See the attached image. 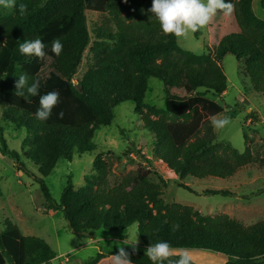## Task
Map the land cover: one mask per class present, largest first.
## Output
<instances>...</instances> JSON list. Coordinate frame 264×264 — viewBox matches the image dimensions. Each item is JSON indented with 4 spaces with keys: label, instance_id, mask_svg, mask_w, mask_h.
Masks as SVG:
<instances>
[{
    "label": "trees",
    "instance_id": "obj_1",
    "mask_svg": "<svg viewBox=\"0 0 264 264\" xmlns=\"http://www.w3.org/2000/svg\"><path fill=\"white\" fill-rule=\"evenodd\" d=\"M230 2L234 5L231 15L216 13L222 21L217 25L214 48L200 55L181 49L177 37L162 32L148 11L152 0H18L17 5L28 6L25 15L14 8L11 16H0L2 116L6 124L23 129L30 140L23 142L26 149L22 155L37 166L39 177L35 180L43 197L42 207L61 212L72 232L92 236L99 229L123 230L136 224L146 248L151 242L167 241L176 249L223 255L225 264H264V221L243 226L227 215L209 217L189 206L168 205L161 198L160 186L149 179V170L137 169L109 187L106 165L92 142L95 131L112 122L115 107L131 101L142 127L154 136L153 159L171 179H228L251 163L248 150L239 153L228 143H215L211 126L199 130V103L211 114L222 110L200 96L210 93L217 97L225 92L227 80L220 65L225 56L242 62L240 73L264 97V20L255 15L253 0ZM263 2L260 0L261 7ZM86 11L110 15L114 31L98 30L90 41ZM194 36H199L198 31ZM36 38L46 45L42 60L19 52V44ZM56 38L63 44L59 56L50 47ZM87 48L91 63L73 84ZM45 58L51 59L55 70L41 81L38 73ZM19 75H27L29 85L39 80V95L59 91L60 103L48 120L35 116L39 95L33 97L26 89L24 97L16 94ZM150 78L163 84L164 110L143 102ZM179 91L193 95L179 98L173 94ZM0 142L2 153L17 157L7 151L1 130ZM91 152L96 155L84 185L75 188L68 178L56 203L44 179L59 160L70 162L73 154ZM159 180L168 183L161 177ZM219 192L228 194L214 191ZM118 245L97 252L82 264H113V255L123 246ZM125 250L133 264H152L144 252ZM55 257L43 239L24 236L17 225L8 223L0 231V264H48Z\"/></svg>",
    "mask_w": 264,
    "mask_h": 264
},
{
    "label": "rangeland",
    "instance_id": "obj_2",
    "mask_svg": "<svg viewBox=\"0 0 264 264\" xmlns=\"http://www.w3.org/2000/svg\"><path fill=\"white\" fill-rule=\"evenodd\" d=\"M252 8L255 15L264 20V2L261 7L260 0H253ZM13 12L14 8H0V16H11ZM85 16L90 41L94 40L98 30L115 29L110 15L86 11ZM221 21L222 17L216 14L205 28L198 30L197 38L191 31L184 37L177 38L178 46L196 55L211 53L218 40L217 25ZM90 57L87 48L77 74L71 80L73 84L77 83L91 63ZM220 65L227 80L225 92L217 97L210 93L200 97L216 103L222 110L211 114L209 108L201 109L199 103V130L202 132L205 125L211 126L210 118L213 115L217 118L229 117L231 123L226 127L214 129L211 126L216 135L215 143H228L239 153L248 150L252 157L251 163L240 168L228 179H171L165 174L162 165L152 157L150 150L153 134L142 127L141 117L134 112L133 102L126 101L115 107L110 125L99 127L92 139L96 151L100 152L106 165L105 182L109 187L124 176L135 173L137 169L149 170V179L160 186L163 194L161 198L168 205L178 203L189 206L209 217L227 215L243 226L264 221V97L256 93L249 80L240 73L242 62L227 55ZM54 70L51 59L45 58L38 73L39 79L43 81ZM162 89L161 81L148 79L143 102L164 110L165 95ZM173 94L179 98L193 95H185L183 91ZM3 109L4 104L0 102V130L7 151L17 154V157L0 151V231L6 224L11 223L17 225L24 236L43 239L56 255L51 261L54 264H82L97 252L117 247L118 244L130 250L135 247L137 252H144L146 247L139 239L136 224L123 230L99 229L89 236L87 233L72 232L61 212L47 211L42 207L43 197L35 180V177H39L37 166L22 155V150L26 149L23 142L30 140L23 129L5 123ZM151 118L155 119L153 116ZM94 155V152L73 154L70 162L62 159L57 162L44 179L49 194L56 203L59 202L68 178L75 188L84 185V177L91 173ZM20 166L24 169L20 170ZM159 176L168 183L163 184ZM177 182L188 189L179 187ZM218 190H225L228 194L214 193ZM125 240L127 243L136 244H125ZM190 250L192 262L195 264L226 262L223 255L205 250Z\"/></svg>",
    "mask_w": 264,
    "mask_h": 264
},
{
    "label": "clouds",
    "instance_id": "obj_3",
    "mask_svg": "<svg viewBox=\"0 0 264 264\" xmlns=\"http://www.w3.org/2000/svg\"><path fill=\"white\" fill-rule=\"evenodd\" d=\"M27 4L20 3L17 0H0V8H16L21 16L27 12ZM159 22L160 28L165 35H174L177 38L184 37L189 31L192 33L205 28L216 15L217 11L224 15H231L234 11V5L230 0H152L151 7L148 9ZM45 43L39 39L25 40L19 44V52L26 56H35L42 60L46 56ZM51 52L59 56L63 50V44L59 38L51 41ZM40 81L35 80L30 85L27 75H19L15 83L16 94L24 97L26 89L27 94L36 97L39 95ZM60 103L59 91H50L39 95V107L35 116L40 121H46L50 118L52 110ZM59 117H63L60 112ZM211 126L214 129H222L231 123L229 117L217 118L213 115L210 118ZM177 228L179 225L176 226ZM135 246L136 243H127ZM137 249L133 247L135 252ZM152 264H191L193 259L191 250L188 248H173L167 241H157L150 243L144 251ZM113 264H133L130 254L125 247H119L118 252L112 257ZM54 264V262H50Z\"/></svg>",
    "mask_w": 264,
    "mask_h": 264
}]
</instances>
